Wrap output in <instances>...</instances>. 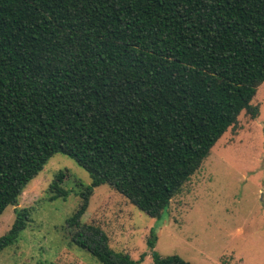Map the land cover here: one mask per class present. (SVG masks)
Here are the masks:
<instances>
[{
	"label": "trees",
	"instance_id": "16d2710c",
	"mask_svg": "<svg viewBox=\"0 0 264 264\" xmlns=\"http://www.w3.org/2000/svg\"><path fill=\"white\" fill-rule=\"evenodd\" d=\"M264 82V0H0V215L56 153L89 175L64 222L100 264H135L82 222L107 184L160 218ZM57 173L49 200L69 191ZM15 207L0 252L30 221ZM153 264H192L154 248ZM141 255L139 260H142Z\"/></svg>",
	"mask_w": 264,
	"mask_h": 264
},
{
	"label": "rangeland",
	"instance_id": "374dc122",
	"mask_svg": "<svg viewBox=\"0 0 264 264\" xmlns=\"http://www.w3.org/2000/svg\"><path fill=\"white\" fill-rule=\"evenodd\" d=\"M251 104L258 107L257 117L239 114L160 218L147 216L104 183L93 189L82 222L100 226L110 247L128 253L135 264H153L146 243L151 229L162 256L179 254L192 264H264V82ZM59 172L69 194L50 201L49 186ZM90 181L73 159L54 154L17 205L0 215L1 236L15 207L31 211L18 241L0 252V264H100L64 229L79 202L78 185Z\"/></svg>",
	"mask_w": 264,
	"mask_h": 264
},
{
	"label": "water",
	"instance_id": "95a60500",
	"mask_svg": "<svg viewBox=\"0 0 264 264\" xmlns=\"http://www.w3.org/2000/svg\"><path fill=\"white\" fill-rule=\"evenodd\" d=\"M14 205H17V203H15Z\"/></svg>",
	"mask_w": 264,
	"mask_h": 264
}]
</instances>
